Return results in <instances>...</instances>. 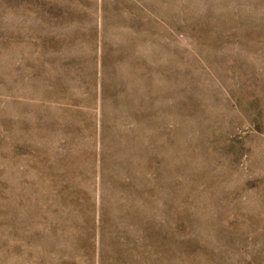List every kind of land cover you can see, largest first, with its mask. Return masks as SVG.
I'll return each instance as SVG.
<instances>
[{
    "label": "rangeland",
    "instance_id": "374dc122",
    "mask_svg": "<svg viewBox=\"0 0 264 264\" xmlns=\"http://www.w3.org/2000/svg\"><path fill=\"white\" fill-rule=\"evenodd\" d=\"M0 264H264V0H0Z\"/></svg>",
    "mask_w": 264,
    "mask_h": 264
}]
</instances>
